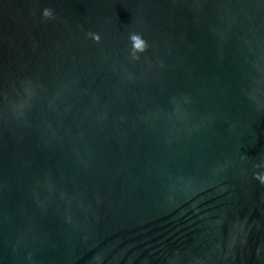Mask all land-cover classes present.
Masks as SVG:
<instances>
[{"label": "water", "instance_id": "95a60500", "mask_svg": "<svg viewBox=\"0 0 264 264\" xmlns=\"http://www.w3.org/2000/svg\"><path fill=\"white\" fill-rule=\"evenodd\" d=\"M0 264H264V0H0Z\"/></svg>", "mask_w": 264, "mask_h": 264}]
</instances>
